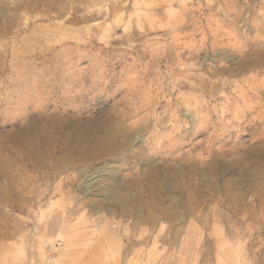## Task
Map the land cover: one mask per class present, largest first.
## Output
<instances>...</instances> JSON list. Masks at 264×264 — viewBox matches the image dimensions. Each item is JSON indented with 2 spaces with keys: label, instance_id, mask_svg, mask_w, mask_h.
<instances>
[{
  "label": "rangeland",
  "instance_id": "374dc122",
  "mask_svg": "<svg viewBox=\"0 0 264 264\" xmlns=\"http://www.w3.org/2000/svg\"><path fill=\"white\" fill-rule=\"evenodd\" d=\"M79 224L264 264V0H0V255Z\"/></svg>",
  "mask_w": 264,
  "mask_h": 264
},
{
  "label": "crops",
  "instance_id": "0c3cea01",
  "mask_svg": "<svg viewBox=\"0 0 264 264\" xmlns=\"http://www.w3.org/2000/svg\"><path fill=\"white\" fill-rule=\"evenodd\" d=\"M89 226H60L35 247L17 249L11 243L0 264H243L235 248L217 240L204 248L165 242L156 246L154 235L124 239L117 225Z\"/></svg>",
  "mask_w": 264,
  "mask_h": 264
},
{
  "label": "bare ground",
  "instance_id": "6f19581e",
  "mask_svg": "<svg viewBox=\"0 0 264 264\" xmlns=\"http://www.w3.org/2000/svg\"><path fill=\"white\" fill-rule=\"evenodd\" d=\"M114 124H115V122H114ZM111 125H110V127H108V129H106L107 131H106L105 140H104L108 145L107 147H109V148L106 147V150L103 152L106 155L111 154V153H115V152H118L121 150H126L125 147L127 146V142L129 141L128 139L130 137H133L135 134L138 133L137 129L136 130H129V129H125V128L121 127L120 125H116V124L112 125V126ZM161 178H163V177L161 176ZM151 189H153V188H151ZM153 192H155V190H153Z\"/></svg>",
  "mask_w": 264,
  "mask_h": 264
}]
</instances>
